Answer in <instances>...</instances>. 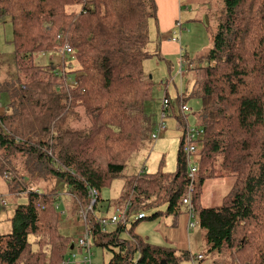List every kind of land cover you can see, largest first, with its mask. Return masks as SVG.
Returning a JSON list of instances; mask_svg holds the SVG:
<instances>
[{"label":"trees","instance_id":"obj_1","mask_svg":"<svg viewBox=\"0 0 264 264\" xmlns=\"http://www.w3.org/2000/svg\"><path fill=\"white\" fill-rule=\"evenodd\" d=\"M223 3L212 46L197 58L209 63L189 69L195 73L188 97L201 101L193 176L182 130L176 170L127 174L119 199L120 210L130 204L127 221L108 229L101 222L107 218L97 215L101 191L124 177L129 160L153 140L155 124L145 112L153 82L144 63L160 56L156 0H0V23L12 28L15 68L0 88L8 96L0 104V176L26 199L9 218L11 231L0 234V264H63L74 252L73 238L60 232L57 189L42 191L50 180L68 187L69 213L88 231L91 248L111 252L102 264L193 261L188 251L153 245L134 231L139 221L163 214L175 223L189 189L208 248L220 255L213 264H264V0ZM64 43L72 53L63 56L75 62L69 70L35 63L38 53ZM175 102L185 128V105L180 96ZM162 106L164 117L173 111L166 96ZM82 114L87 125L72 128L68 121H81ZM229 173L234 183L221 203L201 206L204 181ZM90 190L95 201L87 210ZM160 203L165 211L129 223L131 213ZM79 211H86L84 220Z\"/></svg>","mask_w":264,"mask_h":264},{"label":"rangeland","instance_id":"obj_2","mask_svg":"<svg viewBox=\"0 0 264 264\" xmlns=\"http://www.w3.org/2000/svg\"><path fill=\"white\" fill-rule=\"evenodd\" d=\"M173 0H156L159 10V16L163 21V12L165 3ZM176 15L173 20L172 32L174 35H180L181 45L174 43L171 52L163 53V56L156 55L148 59L144 63V71L151 77L152 98L145 105V112L151 116L152 122L157 126L161 122L162 100L166 96L172 106V112L164 117L166 130L157 140L150 141L127 163L123 173L124 177L114 179L109 187L103 189L100 193L101 200L99 205L102 209L97 211V215L105 216L107 220L116 213V208L122 209V202L119 199L122 195V186L127 174H134L140 171L148 173L156 172L158 169L164 172H173L176 170V154L182 135V129H178V121L175 116H181L180 105L175 102L176 97L180 96L184 105L189 111L184 113L187 123L190 127L199 126V113L201 101L198 98L188 97L193 87L194 71L189 70V63H195L196 66H204L209 62L207 60L198 61L197 58L205 55L212 46L214 35L218 29L219 21L224 14L223 0H175ZM180 11L178 12L179 8ZM165 21L168 20L166 15ZM179 20L182 28H177L175 22ZM153 24V22H151ZM154 27L153 25H151ZM159 28V22L157 23ZM155 28V27H154ZM173 35V34H172ZM12 38V28L9 22L0 23V88L3 82L10 80L14 76L15 68L13 65V45L10 42ZM182 48V57H180V49ZM35 63L40 65L54 64L56 67L69 70L70 66H74L75 62L69 55L63 56L59 50L51 53H38ZM182 61V63H180ZM181 70V74L179 73ZM8 96L0 89V104L5 106ZM68 124L75 129L84 128L87 120L81 116V121H68ZM220 167V165H217ZM42 191L56 188L60 196L61 202H58V211L62 209L68 210L69 204L66 197L68 187L57 180L45 182ZM234 183V177L229 173L226 176L208 178L204 181L200 204L203 207H214L221 203L223 196L229 191ZM0 197L4 200L5 205H0V234L9 233L12 229L9 218L12 216L17 205L26 201L24 195L16 194L8 181L0 176ZM108 201L111 205L108 206ZM166 203H160L158 206L141 210L144 216L150 217L156 210L165 211ZM138 213L129 215V223L137 219ZM156 220V221H155ZM188 215L187 206H181V213L174 223L172 216L159 215L152 220L146 218L139 221L135 226V233L142 237L143 232L146 237L151 235L157 239V235L161 237L163 242L175 244L177 249L189 251L190 255L197 256L202 254L203 258L197 261L190 259H182L180 264H213L214 259L219 257L216 252L208 248L205 231L199 226L197 217L195 216V226L190 232H187ZM153 222H156L155 226ZM108 229L113 228V224H107ZM130 224H127L129 228ZM84 228L81 221H78L71 213L66 212L60 218V232L65 236L73 238L74 243L77 242ZM127 233L121 234L122 238L127 237ZM144 238V237H142ZM167 240V241H166ZM189 243V246H188ZM186 245V246H185ZM93 253L92 261L95 264L107 262L111 256V252L98 246L91 248ZM80 255V254H78ZM81 256V255H80ZM224 257H227L226 255ZM73 264V263H72Z\"/></svg>","mask_w":264,"mask_h":264},{"label":"built area","instance_id":"obj_3","mask_svg":"<svg viewBox=\"0 0 264 264\" xmlns=\"http://www.w3.org/2000/svg\"><path fill=\"white\" fill-rule=\"evenodd\" d=\"M175 26L178 28H182V23L177 20L175 22ZM59 38V37H58ZM170 40L174 43H180V35L175 36L174 33L172 35V37L170 38ZM62 55L64 54H71L72 50L71 47L69 46L68 43H64L62 44L59 49H58ZM182 63V61L180 62ZM190 64V68H195L196 64L195 63H189ZM179 73L181 74V70H179ZM164 102H166V100H164ZM166 105V104H165ZM182 112H186L188 111V108L186 106H182L181 107ZM161 117L163 118V112ZM178 129H182L185 131V138H184V143L185 146L183 148V152L185 153V156H187V164L190 166V174L189 176H193V173L195 172V165H191V159L190 156L193 155L194 152H196L197 150V143L198 140L200 139L201 133H202V129L199 128V126H195V128L190 127L188 124L187 126H185V128L178 123L177 125ZM166 130V126L164 124V121L159 122V124L154 127V131L153 133H151V138L154 139H158L160 137L161 134H163ZM190 193L191 190L189 189L184 195L183 197H181L179 199V201L187 206V215H188V223H187V228L188 229H192L196 222L194 221L195 215H194V211H193V206L192 203L190 201ZM89 194L91 195V202L88 206L87 210H90L93 203H94V195H95V191L94 190H90ZM0 203L4 204L5 202L3 201L2 198H0ZM130 204H127L123 210L120 209H116V213L114 215L111 216V218H109V220L107 219H103L101 222L103 225H107L108 221L109 224H115L119 219H122L123 223H126L127 219H125V214L127 212V210L129 209ZM64 215L63 211H58V218H62V216ZM85 215H86V211H79L77 213V218H81V219H85ZM144 213H138L137 215V219H143ZM75 249L74 252L71 253V255L69 257H67L64 261L63 264H95L92 261V256L93 253L91 251V243H90V238H89V234L88 231L86 229H84L83 233L81 234V236L79 237V239L77 240L76 243H74ZM80 254V255H78ZM195 261L196 258L199 259L201 258V255H198L196 257H193ZM135 260V259H134ZM127 264H135V262L131 261Z\"/></svg>","mask_w":264,"mask_h":264},{"label":"crops","instance_id":"obj_4","mask_svg":"<svg viewBox=\"0 0 264 264\" xmlns=\"http://www.w3.org/2000/svg\"><path fill=\"white\" fill-rule=\"evenodd\" d=\"M179 11H180V8H179L178 12ZM158 13H159V10H158V5H157V18H158L157 23L159 22L158 31H159V37H160L159 54H160V56L161 55L163 56V53H166L167 51L171 52V49H173L174 45H175L174 42H172L170 40V38L172 37V34L174 33V31L172 32V25H173V20H174L175 15H176V2H175V0L170 1V2L168 1L167 4L165 3V10L163 12V21L161 20ZM166 15L168 16L167 21L164 20ZM154 27H156V26H154ZM156 35H157V31H156V28H154L152 33H150V37L152 39H154L156 37ZM187 223H188V220H187ZM155 224H156V222H153L154 226H155ZM186 230H187V232H190L192 229H188L187 225H186ZM140 233H141L142 237H144V239L147 242H149L153 245L171 246V247L175 248L177 251H183V250L177 249L175 247L176 245L173 244L172 242L171 243L163 242L160 235L159 236L157 235V239H155L154 236H156V235H151L150 237H146L143 232H140ZM188 246H189V243H188ZM190 250H191V247L189 246L188 252H191ZM198 255H201V253Z\"/></svg>","mask_w":264,"mask_h":264},{"label":"water","instance_id":"obj_5","mask_svg":"<svg viewBox=\"0 0 264 264\" xmlns=\"http://www.w3.org/2000/svg\"><path fill=\"white\" fill-rule=\"evenodd\" d=\"M71 249H73V245H71Z\"/></svg>","mask_w":264,"mask_h":264},{"label":"clouds","instance_id":"obj_6","mask_svg":"<svg viewBox=\"0 0 264 264\" xmlns=\"http://www.w3.org/2000/svg\"><path fill=\"white\" fill-rule=\"evenodd\" d=\"M192 69H193V68H192ZM137 215H138V214H137ZM193 257H194V256H193ZM193 257H192V258H193Z\"/></svg>","mask_w":264,"mask_h":264}]
</instances>
